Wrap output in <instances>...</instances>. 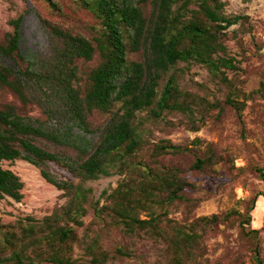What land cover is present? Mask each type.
<instances>
[{
  "label": "trees",
  "instance_id": "16d2710c",
  "mask_svg": "<svg viewBox=\"0 0 264 264\" xmlns=\"http://www.w3.org/2000/svg\"><path fill=\"white\" fill-rule=\"evenodd\" d=\"M41 1L58 18L38 14L44 50L23 54L24 11L0 31V200L23 198V182L2 162L24 160L65 201L41 218L0 220V264H104L131 256L122 244L103 245V232L112 228L162 245L166 264H208L205 241L235 211L195 216L200 199L187 195L194 184L161 157L190 152L191 169L206 172L224 156L210 143L200 155L151 136L153 129L197 131L212 110L219 116L230 106L240 115L247 99L264 94L263 83L248 93L239 86V67L225 43L230 26L251 29L249 16L227 13L226 0H69L90 19L68 21L62 0ZM195 64L222 99L209 100L207 86L187 76ZM49 162L76 180L60 178ZM251 169L264 177V167ZM111 174L120 176L116 186L95 199L86 182ZM259 195L239 221L242 234L256 241L253 264H264L259 230L249 226ZM93 222L101 227L90 230Z\"/></svg>",
  "mask_w": 264,
  "mask_h": 264
},
{
  "label": "rangeland",
  "instance_id": "374dc122",
  "mask_svg": "<svg viewBox=\"0 0 264 264\" xmlns=\"http://www.w3.org/2000/svg\"><path fill=\"white\" fill-rule=\"evenodd\" d=\"M226 1L227 13L245 14L249 16L251 24L249 31L239 30V24L230 26L225 38L228 52L239 67L236 71L237 77L242 81L239 86L248 93L259 88L261 83L264 84V0ZM62 4L64 12L68 15V21L77 18L90 19L83 11H74L69 0H62ZM23 11L20 47L27 56L33 51L44 50L47 45V36L39 25L38 14L48 18H58L53 16L41 0H0V31L9 28L7 21L10 17ZM228 75L231 76L232 72H228ZM187 76L207 86L211 92L207 95L209 100L223 98V92L217 89V84L210 81L207 70L200 64L193 65ZM216 112V110L209 112L197 131L184 127L169 128L166 129L167 131L153 129L151 139L155 141L168 138L174 143L192 148L200 155H203L207 144L210 143L217 154L224 156L223 160L214 163L211 170L206 172L191 169L194 158L190 152L162 156L161 160L165 164L179 165L184 171L185 179L194 184L193 188L187 190V195L200 199L199 205L194 210L195 216L235 211L228 221L211 231L205 241L207 250L203 257L207 259V263L253 264L251 248L256 241L242 234L239 221L248 201L254 194L260 193L251 212L252 219L249 226L259 230L257 245L260 256L264 259V177H259L258 173L251 169L254 165L264 167V94L258 93L247 99L240 115L230 106H224L219 116H216ZM171 118L176 120L178 117ZM197 138L200 142L196 140ZM2 165L20 177L23 182V198L19 202L11 198L0 200L1 222L7 223L17 217L28 215L41 218L48 214L54 205L65 201L62 191L46 182L34 165L24 160L12 162L4 160ZM49 166L60 178L76 180L70 172L58 164L49 162ZM119 178L118 174L101 176L86 182L85 185L92 188L96 199L102 190L115 187ZM172 216L178 219L180 213L177 212ZM92 220L93 213L90 210L84 218L85 226ZM100 227L101 224L93 222L90 230L95 231ZM117 243L132 251V255L111 259L104 264L167 263L162 245L148 239L125 235L119 229L112 228L103 232L104 246L110 248ZM81 253L82 250L76 247L75 255ZM85 264L90 263L87 261Z\"/></svg>",
  "mask_w": 264,
  "mask_h": 264
}]
</instances>
